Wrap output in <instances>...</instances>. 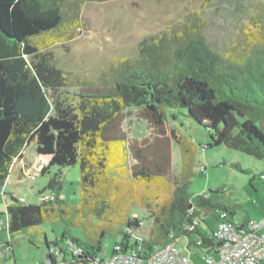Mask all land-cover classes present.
I'll return each instance as SVG.
<instances>
[{
    "label": "trees",
    "instance_id": "trees-1",
    "mask_svg": "<svg viewBox=\"0 0 264 264\" xmlns=\"http://www.w3.org/2000/svg\"><path fill=\"white\" fill-rule=\"evenodd\" d=\"M75 2L0 0V195L7 198L0 228L11 236L25 232L31 242L43 235L38 228L44 222L60 221L64 246L45 242L53 264L55 252L69 255L62 264L104 261L99 254L108 237L119 238L111 255H149L166 243L184 246L194 235L201 248L214 250L215 229L204 234L200 225L210 215L217 222L221 211L233 216L226 191L190 190L196 146L168 121L178 110L208 130L205 148L225 145L264 160V14L225 51L211 47L197 17L159 40H143L136 58L88 79L65 68L53 50L84 25L79 6L66 14ZM134 111L149 126L142 138H134L126 124ZM173 142L182 145L179 169ZM30 145L46 163L33 176L26 166L25 177L58 168L36 203L6 191ZM78 163L80 201L71 204L63 194V169ZM138 209L152 224L143 240L135 234L145 219Z\"/></svg>",
    "mask_w": 264,
    "mask_h": 264
},
{
    "label": "rangeland",
    "instance_id": "rangeland-1",
    "mask_svg": "<svg viewBox=\"0 0 264 264\" xmlns=\"http://www.w3.org/2000/svg\"><path fill=\"white\" fill-rule=\"evenodd\" d=\"M66 6V14L71 8H78L84 25L78 30L76 37L53 47L59 62L73 74L82 73L88 79L100 75L103 69L117 64L121 59L136 58L144 48L143 40L155 37L159 40L175 29L182 28L188 21L202 18L203 32L208 43L218 51H225L231 44L241 43L245 30L251 29L253 22L264 14V0H77ZM177 118H170L169 125L175 128L184 141L190 140L196 146L195 176L192 178L190 190L201 194L209 189L222 186L226 193L225 204L230 207L233 218L241 221L243 217L261 220L264 218V160L257 159L244 152L233 150L225 145L204 146L211 142L208 130L196 123L184 113L174 110ZM133 116L126 120L131 127L134 138H142L149 128L146 121ZM150 130V129H149ZM182 145L172 144L173 162L179 169L182 162ZM25 157L34 162L32 171L27 174L36 175L43 160L36 159L34 146L26 149ZM58 171L51 167L49 172L36 177H24L18 183H10L8 190L15 191L16 196L25 197L27 202H38L39 191ZM63 194L71 204L80 201V164L63 169ZM0 188V193H1ZM5 203L0 195V213ZM137 213L144 217L140 228L135 230L139 239L148 237L151 220L145 210ZM6 220V219H5ZM201 222V230L209 234L217 227L214 215ZM38 229H43L46 240L51 244L60 240L63 226L60 221L44 222ZM35 234L29 241L25 232L8 234L0 230V245L10 241L14 250L11 258L3 264H46L47 248L45 236ZM73 234L81 236L79 229L73 228ZM193 240L198 237L194 235ZM116 238L108 237L103 242L100 258H109L112 254ZM168 244V243H167ZM54 247V246H53ZM184 249L183 245L178 246ZM59 247L56 246V249ZM198 253L194 258L199 259ZM56 264H62L68 254H56ZM218 257L216 253L213 254Z\"/></svg>",
    "mask_w": 264,
    "mask_h": 264
},
{
    "label": "built area",
    "instance_id": "built-area-1",
    "mask_svg": "<svg viewBox=\"0 0 264 264\" xmlns=\"http://www.w3.org/2000/svg\"><path fill=\"white\" fill-rule=\"evenodd\" d=\"M45 163L43 161L39 165L40 170ZM6 220L1 224H6ZM211 236L219 242L218 247L211 251L201 248V239L194 240L196 244L190 246L192 238H186L183 250L166 243L149 255L116 253L97 264H264V218L240 223L228 211H221ZM198 253L201 257L196 260L194 256ZM9 256L10 249L0 245V262Z\"/></svg>",
    "mask_w": 264,
    "mask_h": 264
},
{
    "label": "crops",
    "instance_id": "crops-1",
    "mask_svg": "<svg viewBox=\"0 0 264 264\" xmlns=\"http://www.w3.org/2000/svg\"><path fill=\"white\" fill-rule=\"evenodd\" d=\"M36 159H38V157L36 158ZM33 164H34V162H31V161H29L28 159H27V157H23L22 158V160L16 165V167H15V170H14V172H13V174H12V176H11V179L9 180V184L10 183H18V181H20V180H22V178L23 177H25L24 175V172H25V170H26V166L27 167H32L33 166ZM23 170H24V172H23ZM9 184H7V187H6V191L7 192H11L12 190H8V186H9ZM14 192V191H13ZM3 198V200H4V203H6V201H7V198L6 197H2ZM3 218V216L0 214V220ZM0 230H2L1 228H0ZM13 237V236H12ZM11 243V242H10ZM12 244V243H11ZM4 245H6L5 243H4ZM6 247H8L9 249H10V251H12V253H13V255H14V250H13V247H12V245H6ZM1 264H3V263H1Z\"/></svg>",
    "mask_w": 264,
    "mask_h": 264
},
{
    "label": "water",
    "instance_id": "water-1",
    "mask_svg": "<svg viewBox=\"0 0 264 264\" xmlns=\"http://www.w3.org/2000/svg\"><path fill=\"white\" fill-rule=\"evenodd\" d=\"M45 241H46V238H45ZM46 248H47V253H46V264H53V262H52V256H51V252H50V250H49V248H50V245H46Z\"/></svg>",
    "mask_w": 264,
    "mask_h": 264
}]
</instances>
